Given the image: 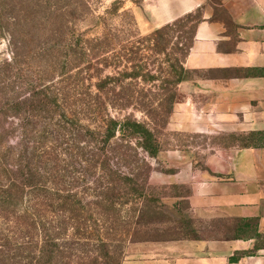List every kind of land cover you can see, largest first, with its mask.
Instances as JSON below:
<instances>
[{
  "label": "rangeland",
  "instance_id": "374dc122",
  "mask_svg": "<svg viewBox=\"0 0 264 264\" xmlns=\"http://www.w3.org/2000/svg\"><path fill=\"white\" fill-rule=\"evenodd\" d=\"M86 1L88 18L75 28L70 7L55 9L62 3L68 5L69 0H0L1 71L11 64V33L21 36L18 39L21 41L19 62L12 70L8 67L9 71L0 74V111L10 114L9 106H14V99L21 100L34 90L47 87H51L48 92L51 95L66 94L67 110L81 111L82 104L73 103L77 94L88 100L98 92L94 86L96 82L116 79L110 84L111 88L115 86V93L131 98L133 103L122 111L111 108L109 113L118 118L132 114L147 122L155 131L161 152L151 157L137 147V157L112 160L110 166L120 176L113 180L99 171L98 163L91 166L83 156H77V149H68L66 155L57 150L47 157L45 170L53 180L49 185L80 192L88 201L100 186L109 183L119 186L122 176L134 178L139 187L146 182V190L152 196L149 205L146 208H141V203L119 205L121 221L115 223L113 232H103L111 244L110 250L121 254L123 259L130 257L135 252V244L140 242L198 237V231L210 229L212 222L198 220L193 214L189 196L194 175L205 169L215 155L232 154L244 148L250 132L219 125L210 127L212 122L208 119L209 124L199 127L210 128L200 129L194 125L195 116L190 120L194 124L181 126L182 123L173 119L176 103L183 100L177 89L173 111L166 117L161 104L171 93L172 87L167 80L177 78L178 70L179 73L184 71L180 66L184 64L185 67L198 17L192 14L182 18V39L176 40L166 32L156 35L155 30L159 28L149 33L140 29L133 9L141 7L143 0ZM44 17H51L49 24ZM80 38L85 40L83 47L75 45ZM202 74L183 73L186 79ZM10 119L6 126L13 122ZM90 121L95 127L100 120ZM84 122L88 123L85 119ZM17 138L18 135L12 136L8 144H15ZM133 208L137 209L134 219L141 214V223L129 225L131 230L126 233L120 222L122 217H132L129 211Z\"/></svg>",
  "mask_w": 264,
  "mask_h": 264
},
{
  "label": "trees",
  "instance_id": "16d2710c",
  "mask_svg": "<svg viewBox=\"0 0 264 264\" xmlns=\"http://www.w3.org/2000/svg\"><path fill=\"white\" fill-rule=\"evenodd\" d=\"M69 1L68 5L62 3L55 9L70 7L69 13L76 28L88 18V2ZM50 18L44 17L43 20L48 23ZM181 22L182 18L177 19L155 33L162 35L166 32L169 37L181 40ZM20 37L18 33H11V64L7 65V70L1 71L0 68V74L9 71L8 67L12 70L19 62ZM84 41L80 38L75 45L83 47ZM190 48L191 45L188 51ZM177 62L179 64V60ZM180 67L184 71L179 73L178 70L177 78L167 80L172 89L161 104L166 117L173 111L179 84L186 80L183 73L190 71L184 64ZM243 74L259 75L262 70L248 69ZM114 82L116 79H100L94 84L98 92L88 100L77 94L73 103H81V111L67 110L66 94L51 95L48 93L51 87L34 90L21 100L14 99L8 115L6 111H0V264L123 263L121 254L110 250L111 244L105 234L113 232L115 223L121 221L119 205L137 206L141 203V208L149 205L152 196L146 190V182L139 187L134 178L122 176L119 186L112 183L100 186L93 199L87 201L80 192L49 185L53 180L45 170L48 154L59 150L66 155L68 149L74 148L77 156H83L91 166L98 163L99 171L116 180L120 176L111 168L112 160L137 157V147L151 157L159 155L162 150L160 142L147 122L132 114L118 118L109 113L111 108L122 111L133 103L131 98L115 93V86H110ZM10 118L13 122L6 126ZM90 120L100 121L93 127ZM14 135H18V140L9 145L8 141ZM246 139L244 148L264 147V131H250ZM136 210L130 209L132 217H122L120 224L126 233L131 230L129 225L141 223V214L134 219Z\"/></svg>",
  "mask_w": 264,
  "mask_h": 264
},
{
  "label": "crops",
  "instance_id": "0c3cea01",
  "mask_svg": "<svg viewBox=\"0 0 264 264\" xmlns=\"http://www.w3.org/2000/svg\"><path fill=\"white\" fill-rule=\"evenodd\" d=\"M133 13L144 33L198 17L185 67L203 74L179 84L176 123L195 116L197 127L264 131V0H143ZM189 200L210 229L137 243L122 264H264V147L215 155L195 173Z\"/></svg>",
  "mask_w": 264,
  "mask_h": 264
}]
</instances>
